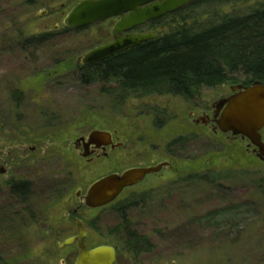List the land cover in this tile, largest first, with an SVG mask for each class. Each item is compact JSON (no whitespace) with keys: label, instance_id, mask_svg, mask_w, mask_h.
<instances>
[{"label":"rangeland","instance_id":"obj_1","mask_svg":"<svg viewBox=\"0 0 264 264\" xmlns=\"http://www.w3.org/2000/svg\"><path fill=\"white\" fill-rule=\"evenodd\" d=\"M26 1L0 0V164L6 162L8 171L0 180L32 183L33 215L20 214L19 221L15 212L30 202L21 206L8 198V190L0 192V264H58L73 255V248L56 246L75 231L62 217L67 206L53 205L49 193L54 184L65 187L67 173L74 184L90 168L61 155L72 149L70 139L101 130L116 131L127 146L150 145L157 156L173 153L186 184L145 209L128 210L126 224L111 211L99 218L82 214L86 221L95 219L89 243L122 246L123 230H133L157 246L150 255L160 260L154 264H264V161L246 152L245 143L195 125L189 116L209 111L230 94V86L202 90L198 99L186 101L135 94L123 100L113 83L82 84L76 60L110 39L113 22L63 34L64 17L83 0H31V7ZM261 4L195 3L163 18L154 32L202 27ZM46 34L53 39L40 47L17 48L20 40ZM15 90L22 95L18 120L9 112ZM62 134L67 135L57 136ZM22 150L26 162L17 166L11 155ZM157 232L160 237L153 236Z\"/></svg>","mask_w":264,"mask_h":264},{"label":"trees","instance_id":"obj_2","mask_svg":"<svg viewBox=\"0 0 264 264\" xmlns=\"http://www.w3.org/2000/svg\"><path fill=\"white\" fill-rule=\"evenodd\" d=\"M30 1H26L27 7H31ZM205 1L225 5L252 0H199L198 3ZM68 32L71 31L63 30V34ZM53 34L20 40L17 48L40 47L53 39ZM77 74L85 85L115 84L123 100L135 94L172 95L194 101L205 89L264 83V4L243 15L223 16L216 23L202 27L179 26L118 54L101 66L77 69ZM12 92L14 110L9 112L18 120L22 95L17 90ZM27 188L26 184L14 185L12 198L16 194L25 196Z\"/></svg>","mask_w":264,"mask_h":264},{"label":"flooded vegetation","instance_id":"obj_3","mask_svg":"<svg viewBox=\"0 0 264 264\" xmlns=\"http://www.w3.org/2000/svg\"><path fill=\"white\" fill-rule=\"evenodd\" d=\"M177 12L168 14L164 17L149 21L143 25L135 27L130 31L124 32L123 36L152 33L156 29L155 24H157V22ZM119 20L120 19L118 18L107 20L113 22L110 33V39L98 46L93 47L87 52L110 43L113 40L111 35L113 27ZM87 28H83L80 30H86ZM117 55H114L108 59L102 60L98 63L89 66L78 65L76 60L77 69L81 70L83 68L101 66L102 64H104L105 62L109 61L111 58H114ZM230 94L228 96H230ZM228 96L224 98H227ZM200 113H201L200 116L196 115L195 112L189 113L192 122L195 125L199 124L202 125L204 128H208L213 133H220L216 129V125L214 123V119H213L214 110L211 108L209 111H200ZM263 130L264 128L260 131V138H261V143L264 145V141L262 138ZM99 132H102L104 134H102V136L97 137L96 139L93 138L89 140L88 138L89 133L85 136L74 137L73 139H70L71 140L70 144L72 149L70 151L69 149L68 150L62 149L64 152L61 155L66 154L67 157H73L78 163H80L79 164L80 166H81V162L85 167L89 166L90 168L88 170L90 171L88 172L87 169L84 170L83 173L80 174L79 179L77 181H74V184H73V180L71 181L70 178L71 174L67 173L66 181L64 182L65 187L63 189L62 188L59 189L61 187V185L59 184H57L59 186H56V184H54L53 187H51L52 191L49 193L50 194L49 196L52 200L53 205L57 202L58 203L64 202V206H67V208L62 213V217L67 224L66 228H71L75 231V234L67 237L62 242L56 244L58 249L60 248L74 249L72 253L73 255L67 257V259L60 260L58 264H75L79 252L77 247V242L74 241L73 244L70 246L59 247V245L63 243L65 240L77 236L78 234L77 223H80L82 230L86 234V237L83 240L84 248L86 250H92L98 247L112 248L115 253V259L113 264H154V262L159 263L160 260H150L151 259L150 255L154 252V250L157 247L156 246L154 249L155 246L154 242H151L149 239H147L144 236L141 237L137 235L133 230H127V231L123 230L125 240L122 242L121 244L122 246H118V244L120 243L117 244L116 243L96 244L94 242L89 243L88 242L90 236L89 232H92L95 228V226L92 225L95 219L93 220L94 217H92L90 218L92 220L86 221L84 218L85 215L83 216L82 214H89L94 212V213H98L96 215H99V213L111 211L112 213L117 214L120 217L123 224H126V212L128 210L145 209L151 204H154V202H158L160 200V197L163 196L167 190H173V189L178 190L180 189L181 184H186L185 180L181 176H178V173L180 172V169L178 167L180 165L179 162L180 160L173 153H169L168 156H160V155L157 156L156 155L157 152L155 150H152L150 145L141 144V147H136L137 144L136 145L133 144L132 146H127L125 145V143L120 141L116 131L101 130ZM65 135L67 134H62L57 136L63 137ZM222 135L231 137L232 139H235L238 142L245 143L246 152L253 154L255 157H257L258 149L254 147L250 143V141H248L246 138L243 139L241 137H232L230 134H222ZM63 140L64 139H62V141ZM177 142L178 140L173 141V143H177ZM138 148L139 149L142 148V150H139ZM29 149L31 152L30 154H34L33 151L35 148L31 147ZM23 152L24 151L22 150V153H20L18 156L13 154L11 155L12 159L16 157L15 163L17 166L22 165V163L26 162V159L24 160L22 157ZM5 165L6 162L0 164V175H5L6 173H8L7 169H5ZM33 168H31V170ZM129 170H148L149 173L145 174L143 176V179L137 182L136 184L122 189L121 193L110 204L93 209L86 206L85 198L87 196V192L94 183L110 175H122L124 172ZM89 175L91 177H89ZM94 175H96L95 178H93ZM2 178H4V176ZM182 180H184L183 181L184 183L182 182ZM19 184H26L28 186L26 195L21 196L20 194L19 195L16 194L15 199H13L11 193L12 187L14 185H19ZM32 188L33 185L29 181H22L14 178H8V179L5 178L4 180H0V192L3 190H8L9 191L8 198L15 201V204H21L22 206L23 205L22 202L25 201L30 202V208H26V207L19 208L15 212L16 215H20L24 213L30 216V218H32L33 215ZM96 217L99 218L100 215L95 216V218ZM125 226L127 227V225ZM153 236L154 237L159 236V232H157V235L153 234Z\"/></svg>","mask_w":264,"mask_h":264},{"label":"water","instance_id":"obj_4","mask_svg":"<svg viewBox=\"0 0 264 264\" xmlns=\"http://www.w3.org/2000/svg\"><path fill=\"white\" fill-rule=\"evenodd\" d=\"M199 0H83L76 4L64 17L65 29L76 31L103 23L109 19H120L113 27V40L93 49L79 58L77 64L89 66L108 59L123 51L135 48L156 38V33L123 36L124 32L149 21L177 12ZM230 96L214 103V123L222 134L246 138L258 149L257 158L264 161V145L260 131L264 128V83L253 82L248 86L241 84L230 87ZM102 132L89 133V140L102 136ZM148 170H129L122 175H110L98 180L87 192L86 206L98 208L110 204L122 189L143 179ZM78 234L59 245L70 246L77 242L78 257L75 264H113L115 253L110 247L86 250L83 240L86 237L80 223Z\"/></svg>","mask_w":264,"mask_h":264}]
</instances>
